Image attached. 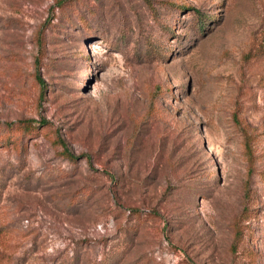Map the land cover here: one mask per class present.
Segmentation results:
<instances>
[{"label":"rangeland","instance_id":"374dc122","mask_svg":"<svg viewBox=\"0 0 264 264\" xmlns=\"http://www.w3.org/2000/svg\"><path fill=\"white\" fill-rule=\"evenodd\" d=\"M19 121L0 264H264V0H0Z\"/></svg>","mask_w":264,"mask_h":264},{"label":"trees","instance_id":"16d2710c","mask_svg":"<svg viewBox=\"0 0 264 264\" xmlns=\"http://www.w3.org/2000/svg\"><path fill=\"white\" fill-rule=\"evenodd\" d=\"M41 125H33L30 121H19V122H12V123H4L0 124V144L8 143L13 144L16 143L18 137L14 140L13 136L18 134L20 138L24 139L26 136L32 133H39ZM241 133L243 135L244 141V150L246 153V158L248 159V164L251 166L253 165V154L251 153V141H253V134L249 132V127L247 125L241 126ZM59 143V141H57ZM24 146V145H23ZM22 146V150H23ZM64 155L70 160L73 161V158L70 154L65 151ZM252 218V211L251 209H245L238 218H236L232 224V228L234 231V242L231 248L232 255L237 253H242L249 255L250 250L245 245V224L244 221H248Z\"/></svg>","mask_w":264,"mask_h":264}]
</instances>
